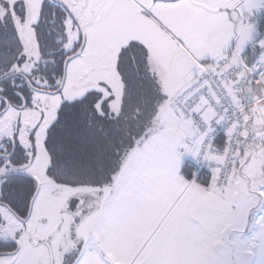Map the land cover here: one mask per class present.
Segmentation results:
<instances>
[{
  "label": "rangeland",
  "instance_id": "1",
  "mask_svg": "<svg viewBox=\"0 0 264 264\" xmlns=\"http://www.w3.org/2000/svg\"><path fill=\"white\" fill-rule=\"evenodd\" d=\"M45 3H59L72 10L73 14L65 20V51L73 55L82 40L85 49L69 64L61 94L50 97L33 93L28 110L11 108L0 119V144L16 139L25 146L32 133L37 132L33 161L23 169L14 168L7 161L0 169V177L24 174L40 186L27 224L0 206L1 240H18L20 245L18 257L1 259L0 264H66L70 259L75 262L82 249L83 222H87L90 210L80 221L82 214L77 209L76 197L87 190L58 186L47 174L50 159L44 144L63 104L99 93L104 99H113L111 109L118 113L123 97L118 59L122 50L133 43L148 53L161 96L165 98L163 103L170 104L175 85L172 76L167 75L169 68L174 66L175 73L182 78L193 70L200 71L194 62L197 60L211 64L215 59L231 55L235 61L254 46L260 34L256 19L264 12V0H146V3L142 0H0V18L22 44L20 63L13 73L31 75L41 62L35 27ZM152 5L157 6L154 9ZM189 7L194 11L189 13ZM163 14L184 18L174 23L170 19L167 23ZM258 47L263 52L259 63L264 66V38ZM36 84L46 87L40 82ZM40 115L46 118L38 127ZM249 176L250 190L264 197V174L256 172ZM231 242L235 249L233 255L228 253L231 264H251L244 254H254L251 242L247 239L243 243L239 239ZM75 246L78 251L74 250Z\"/></svg>",
  "mask_w": 264,
  "mask_h": 264
},
{
  "label": "crops",
  "instance_id": "2",
  "mask_svg": "<svg viewBox=\"0 0 264 264\" xmlns=\"http://www.w3.org/2000/svg\"><path fill=\"white\" fill-rule=\"evenodd\" d=\"M152 6L155 9L157 5ZM189 8V13L194 11ZM162 18L174 23L184 17L163 14ZM229 58L248 80L240 104L252 105L263 94L253 76L255 67L247 66L244 55L235 61L231 55ZM194 62L200 71L182 78L174 66L169 68L167 75L175 85L172 101L163 105L156 134L132 154L114 185L86 189L76 197L80 221L87 210L90 212L83 222L82 249L74 247L79 252L74 264H231L228 253L235 252L231 241L236 239L242 243L247 239L253 245L254 254L244 253L251 264H264V197L248 185L249 175L264 174V108L261 116L255 106L248 113L247 138L229 188L218 190L215 179L208 187L196 179L186 180L183 170L186 165L196 166L201 142L195 123L178 117L175 105L203 76V68L215 63ZM150 67L155 76L156 70ZM207 118L216 129L220 122L212 115Z\"/></svg>",
  "mask_w": 264,
  "mask_h": 264
},
{
  "label": "trees",
  "instance_id": "3",
  "mask_svg": "<svg viewBox=\"0 0 264 264\" xmlns=\"http://www.w3.org/2000/svg\"><path fill=\"white\" fill-rule=\"evenodd\" d=\"M65 19V7L61 4L43 5L35 27L41 62L32 75L21 77L12 73L20 63L21 41L0 18V99L3 100L0 101V115L5 102L15 105L23 100L25 104L30 91L26 82L34 86L33 78L45 79L53 87L52 91L59 89L64 65L70 56L64 52ZM256 26L259 37L244 54L249 67L255 66L262 55L258 44L264 38V12L257 17ZM117 69L123 84L118 113L111 109L112 98L104 99L101 94L92 93L81 101L63 104L49 129L44 144L50 159L47 174L58 186L95 190L113 186L132 154L156 134L165 98L152 73L148 53L139 44H131L120 53ZM32 158L26 150L17 148L10 162L23 169ZM3 163L1 161L0 166ZM196 174L195 166H185L183 177L186 180L196 179L199 185L208 187L211 175L206 171ZM37 189L35 179L12 174L3 179L0 202L24 221L30 215ZM74 263L73 259L66 261V264Z\"/></svg>",
  "mask_w": 264,
  "mask_h": 264
},
{
  "label": "built area",
  "instance_id": "4",
  "mask_svg": "<svg viewBox=\"0 0 264 264\" xmlns=\"http://www.w3.org/2000/svg\"><path fill=\"white\" fill-rule=\"evenodd\" d=\"M254 67L253 76L263 94L252 105L240 104L248 80L242 69L233 67L229 57L204 67L203 76L176 101V114L185 121H193L200 138L196 175L208 172L220 191L229 188L238 173L249 129L248 113L255 106L261 116L260 110L264 108V66L257 63ZM208 115L220 122L216 129L211 128ZM262 139L264 144V119Z\"/></svg>",
  "mask_w": 264,
  "mask_h": 264
},
{
  "label": "flooded vegetation",
  "instance_id": "5",
  "mask_svg": "<svg viewBox=\"0 0 264 264\" xmlns=\"http://www.w3.org/2000/svg\"><path fill=\"white\" fill-rule=\"evenodd\" d=\"M159 1H162V0H159ZM166 1H174V0H166ZM175 2V1H174ZM63 6V5H62ZM65 7V11H66V18H67V16L69 15V14H73L72 13V10L70 9V8H68L67 6H64ZM66 20V19H65ZM85 41V40H84ZM84 41L82 40V42H81V45H80V47L78 48V50H77V52H75L73 55H71L70 54V56H69V58L67 59V60H69V59H71V58H73V57H75L78 53H79V51L81 50V48H82V46H83V43H84ZM66 44V43H65ZM64 47H65V45H64ZM85 49V48H84ZM84 51V50H83ZM64 52L66 53V54H69V53H67L66 51H65V48H64ZM67 62V61H66ZM66 62H65V64H66ZM72 62V61H71ZM70 62V63H71ZM69 63V64H70ZM69 64H68V66H69ZM68 66H67V68H68ZM36 70V69H35ZM34 70V71H35ZM13 73V72H12ZM34 73V72H33ZM33 73H31V75L33 74ZM66 73H67V70H65V65H64V77H63V79H62V82H61V84H60V87H59V89L57 90V91H52L53 90V87L50 85V83L49 82H47L45 79H41V78H38V77H36V78H33V82H34V86H31V84H29L28 82H26L28 85H29V88H30V91L27 93V101L25 102V104L23 103V100H21V104H15V105H10L8 102H5V109H4V111H3V113L6 111V109H7V112H6V114L9 112V110L11 109V108H16V107H20L19 109H23L24 108V110H28L29 109V107L31 106V98H32V96H33V93L34 94H38V95H43V96H50V97H53V96H56V95H58V94H61L62 93V91H63V87H64V84H65V82H64V80H65V77H66ZM18 75H20L21 77H22V75L23 74H18ZM26 76H30V75H26ZM22 79H25L24 77L22 78ZM36 82H40L41 84H44V85H46V87H39V86H37V84H36ZM63 82H64V84H63ZM23 86H20V88H22ZM24 88V87H23ZM62 89V90H61ZM61 90V91H60ZM0 101H3L2 99H0ZM2 113V114H3ZM5 114V115H6ZM4 115V116H5ZM3 116V117H4ZM2 117H0V119H1ZM45 118H46V116L45 115H43V116H41L40 115V117H39V122H38V127H40L41 126V123H43L44 122V120H45ZM36 134H37V132H33L32 133V135H31V137H30V139H29V141L26 143V145L25 146H21L19 143H18V141L16 140V139H9V140H7V141H4L3 143H1L0 144V162L1 161H4V163L5 162H10L11 161V159L13 158V156L15 155V153H16V151H17V148H22V149H24V150H26L27 151V153H28V155H31V156H33L32 154H33V151L35 150V136H36ZM3 163V164H4ZM10 164H11V162H10ZM3 166V165H2ZM2 166H0V169L2 168ZM11 166L12 167H14V168H18V167H15V166H13L12 164H11ZM19 169V168H18ZM12 174H16V173H11V174H8V175H5V176H1L0 177V187H1V184H2V182H3V179L4 178H8L9 176H11ZM22 175H24V174H22ZM24 176H27V175H24ZM27 177H29V176H27ZM31 178V177H30ZM36 183H37V181H36ZM1 191V190H0ZM2 194V193H1ZM1 199H2V197H1ZM1 199H0V201H1ZM0 206H2V207H4V208H6L5 206H3V204L0 202ZM6 209H8V208H6ZM9 210V209H8ZM10 212H11V210H9ZM11 214L16 218V219H18L12 212H11ZM32 214V213H31ZM29 217V216H28ZM28 219V218H27ZM26 219V220H27ZM19 220V219H18ZM21 221V220H20ZM25 221V220H24ZM24 221H22V222H24ZM1 225H2V219H1V217H0V227H1ZM18 240H15V241H12V242H10V241H3V240H1V238H0V260L1 259H5V258H16V257H18L19 256V254H20V245H19V243L17 242Z\"/></svg>",
  "mask_w": 264,
  "mask_h": 264
},
{
  "label": "water",
  "instance_id": "6",
  "mask_svg": "<svg viewBox=\"0 0 264 264\" xmlns=\"http://www.w3.org/2000/svg\"><path fill=\"white\" fill-rule=\"evenodd\" d=\"M55 1H56V0H55ZM174 1H179V0H174ZM84 48H85V41H84L83 46H82L81 50L79 51V53H78L75 57H73V58L67 60V62H66V64H65V70H67V66H68V64H69L71 61L76 60L77 58H79V57L82 55ZM64 82H65V80H64ZM64 82H63V84H64ZM61 90H62V89H61ZM61 90H60V91H61ZM7 109H8V108H7ZM7 109H6V111H5L3 114L0 115V117H3V116L6 114ZM37 184H38V182H37ZM39 191H40V186H39V184H38V189H37L36 195H35L34 199L32 200L30 215H29L28 219L24 221V223H26V224H27L28 221L30 220L33 206H34V204H35V202H36V200H37V198H38V196H39ZM50 254H51V253H50ZM51 257H52V254H51Z\"/></svg>",
  "mask_w": 264,
  "mask_h": 264
}]
</instances>
